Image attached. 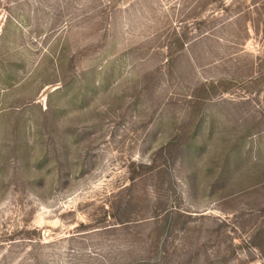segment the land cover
Returning <instances> with one entry per match:
<instances>
[{
	"label": "rangeland",
	"instance_id": "1",
	"mask_svg": "<svg viewBox=\"0 0 264 264\" xmlns=\"http://www.w3.org/2000/svg\"><path fill=\"white\" fill-rule=\"evenodd\" d=\"M0 264H264V0H0Z\"/></svg>",
	"mask_w": 264,
	"mask_h": 264
}]
</instances>
